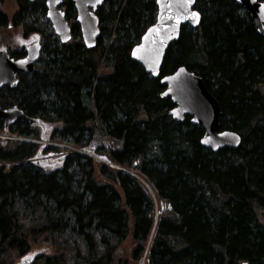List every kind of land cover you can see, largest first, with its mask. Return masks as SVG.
Segmentation results:
<instances>
[{"label": "trees", "instance_id": "1", "mask_svg": "<svg viewBox=\"0 0 264 264\" xmlns=\"http://www.w3.org/2000/svg\"><path fill=\"white\" fill-rule=\"evenodd\" d=\"M5 3L0 30L38 36L43 48L33 73L0 89L3 109L39 120L0 121L29 140H0V264H115L125 242L131 262L121 264H264V38L249 13L236 0H196L199 27H181L154 79L131 54L156 23L157 0H105L93 49L72 0L62 5L67 44L45 1L16 0L12 19ZM181 67L217 99L237 149L214 153L190 117L172 119L160 80ZM47 130L76 151L33 142H49Z\"/></svg>", "mask_w": 264, "mask_h": 264}, {"label": "water", "instance_id": "2", "mask_svg": "<svg viewBox=\"0 0 264 264\" xmlns=\"http://www.w3.org/2000/svg\"><path fill=\"white\" fill-rule=\"evenodd\" d=\"M30 2L45 1L47 20L50 22L55 35L62 44L72 40V31L65 12L62 10L64 0H29ZM76 10V21L80 28L81 37L86 48L93 49L101 35L100 21L97 15L105 0H72ZM250 15L257 32L264 38V1L236 0ZM196 0L185 5L183 0H157L158 14L156 23L143 35L140 43L133 49L131 57L140 64L151 78L157 79L161 74L166 52L171 43L177 41L181 27L189 25L197 28L201 22V15L195 10ZM192 13L198 16L194 19ZM42 55L39 42L27 47L26 56L15 60L7 50H0V89L14 87L19 74L33 73L35 65ZM165 87L161 97L170 99L174 108L170 112L173 120L182 123L190 117L192 124L204 132L201 144L204 148L217 153L222 149H237L241 144V137L232 131L220 130L221 107L217 99L205 86L203 80L188 71L178 68L174 73L161 78ZM0 121L5 128L17 122L38 123V119L31 118L18 107L2 109L0 107ZM33 258H25L20 264H32Z\"/></svg>", "mask_w": 264, "mask_h": 264}, {"label": "rangeland", "instance_id": "3", "mask_svg": "<svg viewBox=\"0 0 264 264\" xmlns=\"http://www.w3.org/2000/svg\"><path fill=\"white\" fill-rule=\"evenodd\" d=\"M17 11V3L16 0H6V3L4 4L3 7V12L10 18L12 19L13 16L15 15ZM40 42V39L38 38V36H31L29 38H24L22 33H21V29H4V30H0V50L2 49H6L9 53H13V52H18L20 50H25L29 45L35 43V42ZM23 58V57H22ZM42 132V131H41ZM42 134H45L46 138H48V141H43L42 139H39L37 141H33L39 145H43V146H50V145H54V146H59L62 147L63 149L65 148L67 151H76V149L73 146H68V145H56L55 143H52L50 141V137H51V131L44 132ZM7 139H17V140H22V141H29L28 139H24V138H13V137H8L6 134H4V131H0V140H7ZM98 161H105L103 158L100 157H95ZM106 162V161H105ZM104 162V163H105ZM142 184L146 187V189L153 194V191L150 189V187L148 186V184L146 182H144L143 180H141ZM38 248H41V245L39 243H36L33 245V250H38ZM121 250H120V255L116 261L115 264H121V261H123L124 259L129 260V262H131L130 260V256H131V251H132V246L130 245V243H123L120 246ZM44 249V248H42ZM134 264V263H132ZM139 264H146V259H145V255L144 257L141 259Z\"/></svg>", "mask_w": 264, "mask_h": 264}, {"label": "snow or ice", "instance_id": "4", "mask_svg": "<svg viewBox=\"0 0 264 264\" xmlns=\"http://www.w3.org/2000/svg\"><path fill=\"white\" fill-rule=\"evenodd\" d=\"M56 2H59V0H56ZM183 3L185 5H190L192 3V0H183ZM198 16L197 13H192V17L195 19Z\"/></svg>", "mask_w": 264, "mask_h": 264}, {"label": "flooded vegetation", "instance_id": "5", "mask_svg": "<svg viewBox=\"0 0 264 264\" xmlns=\"http://www.w3.org/2000/svg\"><path fill=\"white\" fill-rule=\"evenodd\" d=\"M10 55L12 56V54L10 53Z\"/></svg>", "mask_w": 264, "mask_h": 264}, {"label": "bare ground", "instance_id": "6", "mask_svg": "<svg viewBox=\"0 0 264 264\" xmlns=\"http://www.w3.org/2000/svg\"><path fill=\"white\" fill-rule=\"evenodd\" d=\"M222 131V130H221Z\"/></svg>", "mask_w": 264, "mask_h": 264}]
</instances>
